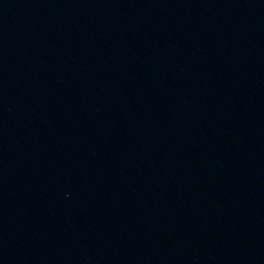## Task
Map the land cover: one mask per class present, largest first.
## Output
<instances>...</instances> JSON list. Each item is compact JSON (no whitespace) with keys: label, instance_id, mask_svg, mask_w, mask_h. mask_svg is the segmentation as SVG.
Returning <instances> with one entry per match:
<instances>
[{"label":"water","instance_id":"1","mask_svg":"<svg viewBox=\"0 0 264 264\" xmlns=\"http://www.w3.org/2000/svg\"><path fill=\"white\" fill-rule=\"evenodd\" d=\"M0 264H264V0H0Z\"/></svg>","mask_w":264,"mask_h":264}]
</instances>
